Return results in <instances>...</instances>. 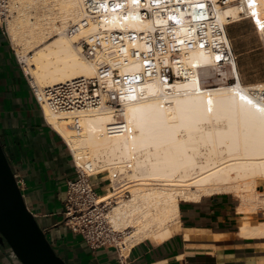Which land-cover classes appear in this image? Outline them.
Returning <instances> with one entry per match:
<instances>
[{"label": "bare ground", "instance_id": "1", "mask_svg": "<svg viewBox=\"0 0 264 264\" xmlns=\"http://www.w3.org/2000/svg\"><path fill=\"white\" fill-rule=\"evenodd\" d=\"M257 1L264 17V0ZM10 5L13 14L5 30L25 74L38 88L93 78L98 66L110 61L105 55L96 61L86 59L80 39L102 29L120 28L117 15L109 27L100 17L71 37L69 25L85 17L81 0H10ZM246 11L244 5H216L215 17L226 23ZM126 27L148 30L151 23ZM184 64V80L171 86L156 79L144 83L140 88L144 100L123 89L120 120L112 110L82 114L77 117L81 126L77 131L71 115L41 105L76 166L111 182L113 191L104 190L98 203H111L107 218L122 235L123 256L144 241L159 244L182 231L181 202L215 195L236 198L239 236L264 239V220L255 218L264 212L260 189L264 185V85L248 87L237 80L229 88L204 89L200 69L214 68L212 56L194 50ZM232 67L239 79L235 62ZM115 172L125 179L122 186L112 180ZM185 238L193 237L186 233Z\"/></svg>", "mask_w": 264, "mask_h": 264}, {"label": "built area", "instance_id": "2", "mask_svg": "<svg viewBox=\"0 0 264 264\" xmlns=\"http://www.w3.org/2000/svg\"><path fill=\"white\" fill-rule=\"evenodd\" d=\"M81 1L85 17L79 22L71 23L67 34L71 37L81 34L84 28L97 22L100 17H104L106 27H109L113 16L117 15L120 28L102 29L80 39L86 59L96 61L98 57L105 55L110 61L99 65L93 78L82 77L43 89L29 81L40 109L45 104L56 114L71 115L72 127L77 131L81 129L77 117L82 114L112 110L120 120L123 89L134 99L144 100L146 98L140 88L148 80L156 79L165 86L184 80V59L191 51H207L212 56L216 70L236 63L237 57L227 33L229 25L250 21L260 38L264 36V17L257 0ZM216 5L220 8L244 5L247 11L241 12L238 20L222 23L215 17ZM12 14L10 0H0V27L3 30ZM145 22L151 23L148 30L126 27L128 23ZM16 57L23 70L17 54ZM112 60L114 61L111 62ZM236 82L237 79H233V84ZM75 167L76 177L67 182L63 225L81 236L93 251L115 249L120 253L122 235L112 228L107 218L111 203H98L100 193L93 175L79 169L76 163ZM14 173L22 191L21 176ZM112 180L117 186L126 182L119 172L113 174Z\"/></svg>", "mask_w": 264, "mask_h": 264}, {"label": "crops", "instance_id": "3", "mask_svg": "<svg viewBox=\"0 0 264 264\" xmlns=\"http://www.w3.org/2000/svg\"><path fill=\"white\" fill-rule=\"evenodd\" d=\"M245 26L259 38L260 47L249 49ZM227 33L239 77L234 74L231 80H240L243 85L264 83V79H250L246 71L250 59L259 57V66L264 64V41L253 25L250 21L236 22L228 26ZM8 38L0 27V139L13 171L21 176L27 207L68 264H264V239L238 235L239 216L232 195L181 202L182 231L159 244H137L127 256L115 249L93 251L81 236L66 228L62 213L67 182L76 177V162L41 114L30 78L20 67ZM255 218L264 220V212ZM186 233L193 238L186 239ZM0 264L10 263L0 256Z\"/></svg>", "mask_w": 264, "mask_h": 264}, {"label": "water", "instance_id": "4", "mask_svg": "<svg viewBox=\"0 0 264 264\" xmlns=\"http://www.w3.org/2000/svg\"><path fill=\"white\" fill-rule=\"evenodd\" d=\"M0 256L10 264H67L27 207L1 139Z\"/></svg>", "mask_w": 264, "mask_h": 264}, {"label": "rangeland", "instance_id": "5", "mask_svg": "<svg viewBox=\"0 0 264 264\" xmlns=\"http://www.w3.org/2000/svg\"><path fill=\"white\" fill-rule=\"evenodd\" d=\"M244 29L246 30L247 34H248V46H249V49L251 48H256V47H260V42H259V38L251 32L250 28H248L247 26L244 27ZM4 31H5V34L8 38V34L5 30V26H4ZM9 40V38H8ZM262 40L264 41V38H262ZM10 42V40H9ZM31 55H33V52L31 53ZM248 64H247V70L248 71V76H250V79H255L257 81H260V79H264V67H263V63H262V66L260 67L259 66V57L258 59H250L247 61ZM23 68H24V65H23ZM202 70L200 72V82H201V86L202 88L204 89H215V88H219V89H225V88H229V87H232L234 85H236L235 83L233 84V81L231 80V78L234 77V71H233V67L232 65L230 67H226L222 70H216L215 68H211V67H207V68H204V69H200ZM26 73V72H25ZM29 76V75H28ZM262 77V78H261ZM30 78V81L32 83V80H31V77L29 76ZM258 83H262V84H253V85H245V86H248V87H253V86H256V85H264L263 82H258ZM203 84L206 86H203ZM94 178V183L95 185L97 186L98 185V189L102 190L103 191H113V188L111 187V182L109 181L108 178H104L102 176H93ZM260 189H263L264 190V185H261ZM101 195L103 192H99ZM128 193L125 194V196H129V194L127 195ZM99 198V196H98ZM235 198V197H234ZM235 203L238 204V202L236 201V198H235ZM114 204V202H113ZM237 206V205H236ZM261 213V212H260ZM259 214V213H258Z\"/></svg>", "mask_w": 264, "mask_h": 264}, {"label": "trees", "instance_id": "6", "mask_svg": "<svg viewBox=\"0 0 264 264\" xmlns=\"http://www.w3.org/2000/svg\"><path fill=\"white\" fill-rule=\"evenodd\" d=\"M39 109H40V107H39ZM40 112H41V114L43 115V113H42V110L40 109ZM58 135V134H57ZM59 136V135H58ZM60 137V136H59ZM60 139H61V137H60ZM62 140V139H61ZM63 141V140H62ZM9 159V158H8ZM10 161V160H9ZM11 163V162H10ZM48 238V237H47ZM49 240V239H48ZM51 243V242H50ZM52 244V243H51ZM55 250V249H54ZM56 251V250H55ZM57 252V251H56ZM57 254H58V252H57ZM59 255V254H58ZM60 256V255H59ZM67 263V262H66ZM68 264V263H67Z\"/></svg>", "mask_w": 264, "mask_h": 264}]
</instances>
